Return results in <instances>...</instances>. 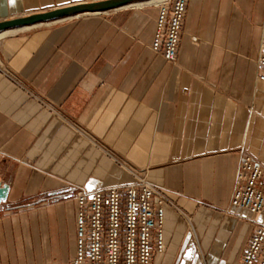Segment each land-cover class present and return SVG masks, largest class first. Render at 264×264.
I'll use <instances>...</instances> for the list:
<instances>
[{
    "label": "crops",
    "instance_id": "1",
    "mask_svg": "<svg viewBox=\"0 0 264 264\" xmlns=\"http://www.w3.org/2000/svg\"><path fill=\"white\" fill-rule=\"evenodd\" d=\"M92 1L0 0V21ZM159 1L0 33V264H70L77 189L135 174L173 202L152 264L240 262L244 151L264 166V0H187L175 63L151 48Z\"/></svg>",
    "mask_w": 264,
    "mask_h": 264
},
{
    "label": "built area",
    "instance_id": "2",
    "mask_svg": "<svg viewBox=\"0 0 264 264\" xmlns=\"http://www.w3.org/2000/svg\"><path fill=\"white\" fill-rule=\"evenodd\" d=\"M159 2L151 48L175 63L187 0ZM261 41L258 64L263 72L258 78L264 82V38ZM234 185L231 204L256 218L238 264H264V166L248 152L243 153ZM74 201L76 253L70 264H152L154 254L163 249L164 206L173 202L146 177L135 174L129 184L100 190L78 188ZM180 215L190 226L191 216Z\"/></svg>",
    "mask_w": 264,
    "mask_h": 264
},
{
    "label": "water",
    "instance_id": "3",
    "mask_svg": "<svg viewBox=\"0 0 264 264\" xmlns=\"http://www.w3.org/2000/svg\"><path fill=\"white\" fill-rule=\"evenodd\" d=\"M139 1L144 0H96L92 2H83L82 4H72L68 5V7L57 8L36 14L25 15L24 17L11 18L0 21V33L11 30L12 28L38 24L39 22L54 21V19L68 17V15L106 12L110 11V9L119 8ZM7 191V184L0 185V203L6 199L8 195Z\"/></svg>",
    "mask_w": 264,
    "mask_h": 264
}]
</instances>
